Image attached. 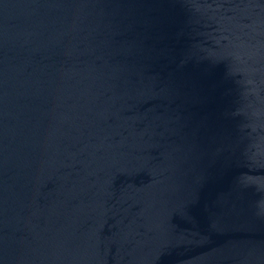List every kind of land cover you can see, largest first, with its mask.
<instances>
[{
	"label": "water",
	"instance_id": "water-1",
	"mask_svg": "<svg viewBox=\"0 0 264 264\" xmlns=\"http://www.w3.org/2000/svg\"><path fill=\"white\" fill-rule=\"evenodd\" d=\"M0 264H264V0H0Z\"/></svg>",
	"mask_w": 264,
	"mask_h": 264
}]
</instances>
